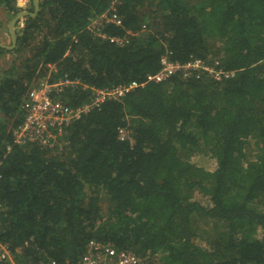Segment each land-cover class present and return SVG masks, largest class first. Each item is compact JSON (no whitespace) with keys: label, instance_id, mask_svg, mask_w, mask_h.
Wrapping results in <instances>:
<instances>
[{"label":"trees","instance_id":"trees-1","mask_svg":"<svg viewBox=\"0 0 264 264\" xmlns=\"http://www.w3.org/2000/svg\"><path fill=\"white\" fill-rule=\"evenodd\" d=\"M113 5L123 25L92 27ZM18 33L0 47L15 58L0 68V242L18 263L81 264L95 239L143 264H264V0H40ZM164 57L235 75L148 82ZM65 79L71 106L140 85L61 147L14 145L30 90Z\"/></svg>","mask_w":264,"mask_h":264},{"label":"built area","instance_id":"built-area-1","mask_svg":"<svg viewBox=\"0 0 264 264\" xmlns=\"http://www.w3.org/2000/svg\"><path fill=\"white\" fill-rule=\"evenodd\" d=\"M23 3L26 4V0H23ZM122 21V17L113 5L93 22L92 27L98 29V27L109 23L122 26ZM103 37L105 38L106 35H103ZM111 41L121 45L124 43L122 38L113 37ZM218 62H215L216 66L219 65ZM162 63L165 68L156 75L148 76V82H161L178 73H181L185 78H190L194 75L198 77L202 71H207L217 82L228 80L235 75L233 71L226 72L223 69H215L201 58L192 59L186 64H180L170 61L168 57H164ZM139 85V83L133 82L129 85H119L110 89H94L88 103L71 106L59 97L64 91L75 89L77 82L65 79L54 84L44 83L40 87L32 89L28 97L24 99L21 109L25 120L23 119V122L13 129V143L17 146L35 144L44 149L61 147L63 141L66 142L71 126L81 120L84 114L99 108L107 99L123 98ZM119 135L121 140H125L127 131L120 129ZM1 177L0 173V179ZM1 209L2 206L0 205V212ZM0 264H21L16 260L10 247L2 242H0ZM52 264L55 263L53 262ZM81 264H143V261L131 250H117L109 241L93 239L86 245Z\"/></svg>","mask_w":264,"mask_h":264},{"label":"water","instance_id":"water-1","mask_svg":"<svg viewBox=\"0 0 264 264\" xmlns=\"http://www.w3.org/2000/svg\"><path fill=\"white\" fill-rule=\"evenodd\" d=\"M18 5L20 7L25 8V4L23 2H20L18 0ZM35 5V11L33 13H29L26 11L20 12L14 17L9 25V34L11 37V44L10 45H4L0 42V47L6 49V50H13L17 46L18 42V32H17V26L18 24L24 19L26 16L30 17H36L38 13L40 12V0H34Z\"/></svg>","mask_w":264,"mask_h":264},{"label":"crops","instance_id":"crops-1","mask_svg":"<svg viewBox=\"0 0 264 264\" xmlns=\"http://www.w3.org/2000/svg\"><path fill=\"white\" fill-rule=\"evenodd\" d=\"M26 2L27 3L25 4V8L24 7H20L18 5V3H17V8L19 9V12L18 13L23 12V11H26V12H29V13H33L35 11L34 0H26ZM16 15H9L8 14L7 19H9V23H8L7 20H4L5 18L4 19L2 18V23L3 24H2V27L0 29V42L2 44H4V45H10L11 44V37H10V34H9V25H10L12 19L14 17H16ZM27 17L28 16H26L24 19H22V21L18 24V26H17V32H20L24 28V26H25V20L27 19ZM10 19H11V21H10ZM5 36H7L10 39V43L9 44L6 42L8 38L6 39ZM2 49H4V48H2ZM8 51H12V50H8ZM13 57H14V55H13Z\"/></svg>","mask_w":264,"mask_h":264},{"label":"rangeland","instance_id":"rangeland-1","mask_svg":"<svg viewBox=\"0 0 264 264\" xmlns=\"http://www.w3.org/2000/svg\"><path fill=\"white\" fill-rule=\"evenodd\" d=\"M22 1L20 0V2H22ZM7 17H8L7 10L3 6L0 7V19L2 20V18L3 19L5 18L4 20H7L9 23V19H7ZM10 21H11V19H10ZM5 38L7 39L8 37L5 36ZM6 42L9 44L10 39L8 38ZM12 57L13 56L10 54H8V55L4 54V56L0 60V65H1L0 68L3 70L10 69L12 67V65L14 64V60H15V58L14 57L12 58ZM205 223H206L205 221L200 222V224L203 228H208V224H205Z\"/></svg>","mask_w":264,"mask_h":264},{"label":"clouds","instance_id":"clouds-1","mask_svg":"<svg viewBox=\"0 0 264 264\" xmlns=\"http://www.w3.org/2000/svg\"><path fill=\"white\" fill-rule=\"evenodd\" d=\"M22 2H23V1H22ZM31 90H32V89H31ZM31 90H30V91H31Z\"/></svg>","mask_w":264,"mask_h":264}]
</instances>
